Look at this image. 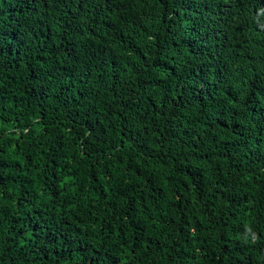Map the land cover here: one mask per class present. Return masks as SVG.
Wrapping results in <instances>:
<instances>
[{
	"label": "trees",
	"instance_id": "16d2710c",
	"mask_svg": "<svg viewBox=\"0 0 264 264\" xmlns=\"http://www.w3.org/2000/svg\"><path fill=\"white\" fill-rule=\"evenodd\" d=\"M0 264H264V0H0Z\"/></svg>",
	"mask_w": 264,
	"mask_h": 264
}]
</instances>
